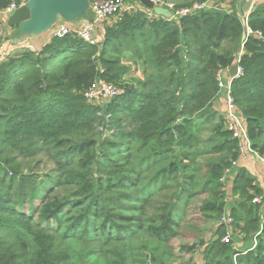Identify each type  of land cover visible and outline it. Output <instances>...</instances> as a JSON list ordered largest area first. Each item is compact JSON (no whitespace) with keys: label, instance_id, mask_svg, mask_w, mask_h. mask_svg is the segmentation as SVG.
Masks as SVG:
<instances>
[{"label":"trees","instance_id":"16d2710c","mask_svg":"<svg viewBox=\"0 0 264 264\" xmlns=\"http://www.w3.org/2000/svg\"><path fill=\"white\" fill-rule=\"evenodd\" d=\"M238 1L178 19L118 11L102 22L97 44L68 33L0 62V264H79L70 238L101 242L93 255H104L106 264H132L135 250L164 257L194 198L209 192L214 199L202 203L204 217L222 215L220 177L237 159L239 140L221 117L206 139L202 132L215 116L216 75L241 49ZM248 26L262 36L247 37L243 73L231 91L252 148L264 155V1L249 12ZM125 56L144 75L130 77L124 94L105 109L88 102L84 91L98 77L123 85ZM98 124L111 134L98 136ZM40 144L59 174L32 185L8 154L32 158L42 152ZM229 182L239 195L229 208L232 227L257 241L237 262L264 264V221L260 203L252 202L261 190L239 167ZM64 186L68 194L57 191ZM26 201L29 212L20 210ZM225 228L221 223L205 244L202 264H233L236 250L221 240ZM139 233L148 244L140 246Z\"/></svg>","mask_w":264,"mask_h":264},{"label":"built area","instance_id":"2783aa9c","mask_svg":"<svg viewBox=\"0 0 264 264\" xmlns=\"http://www.w3.org/2000/svg\"><path fill=\"white\" fill-rule=\"evenodd\" d=\"M6 2L5 7L0 8V62L7 55V52L4 50L2 45V35L4 29V21L3 16L7 11L17 8L18 6L24 4L27 0H4ZM155 5L162 6L168 8L172 13L173 19H178L179 17H183L187 14H190L196 10H199L205 6H210L217 4L218 0H206L205 2H196L190 6H178L172 1L167 0H151ZM229 1V0H226ZM90 6L94 10L96 17L94 21H86L84 20L80 24L70 26L66 21L58 20L54 25V31L52 36H63L68 33H73L78 36L85 42L90 44H97V38L94 35V32L99 23L104 22L109 19L110 16L114 15L119 11L123 12L126 10H146L148 15H156L152 10L145 8L138 1H125V0H89ZM248 14L241 15L243 24L245 26V32L242 37L241 49L235 58V63H237L236 74L228 78V80H224L222 76V71L218 72L216 75L218 91L217 95L223 93L225 98V111H224V128L230 132L233 138H237L239 140V152L238 157H245L246 153L249 152L254 157H256L259 161L264 164V155L259 154L255 149L252 148L251 142L247 135V128L245 126L244 118L242 117L239 109L235 105L234 98L231 91L232 80L234 78L239 77L243 73V68L240 65V57L243 51V45L247 40V37L251 34H256L258 36H262L261 32L253 31L248 26ZM157 16V15H156ZM103 71V69H101ZM125 88L111 83L105 80L102 77H98L94 79L92 84L84 91V97L88 102L94 104H107L112 98L120 96L124 94ZM215 96V97H216ZM106 131L112 132V130ZM237 163V159L232 161V167H235ZM225 168L223 174L220 177V181L226 188L228 184V179L232 174L233 168ZM258 198H253V202H257ZM232 218L228 214H223L221 216V222L226 224L225 231L221 237V240L224 242L234 241L235 234L239 230V228L232 227ZM264 221V217L262 219ZM262 228H260L256 234L261 233ZM257 244L256 239L254 238L249 249H254ZM247 249L242 251H237L232 255L233 264H238L237 256L244 255Z\"/></svg>","mask_w":264,"mask_h":264},{"label":"rangeland","instance_id":"374dc122","mask_svg":"<svg viewBox=\"0 0 264 264\" xmlns=\"http://www.w3.org/2000/svg\"><path fill=\"white\" fill-rule=\"evenodd\" d=\"M193 0H172L178 6H190L193 3ZM226 0H218V2L224 3ZM189 4V5H188ZM110 20V19H109ZM8 39V34L5 29H3V35L1 42H4ZM123 64L128 65V74L125 76V79L121 82L122 87L128 86L130 83V77H141L143 76V70L140 71L135 69V66L132 65L133 60L125 56L123 57ZM94 104V103H93ZM100 105L102 109H105L107 104H97ZM101 112V111H100ZM106 119L108 115H105ZM212 124L206 125L205 130L203 132V137L206 139L211 134ZM106 127L103 124H98L96 130L98 132V136L101 138L105 136H109L110 131L104 130ZM107 129V128H106ZM108 130V129H107ZM42 149L38 155L32 158H20L13 157L14 153H9L8 156L12 157V164H19L20 170L25 175L32 176V185L40 184V181L47 180L46 175L52 176L56 178L59 174L56 171V166L53 161L46 155L45 148L42 144L39 145ZM2 166L9 169L12 165H7L2 163ZM41 189V188H40ZM59 193L68 194L70 192L69 186L60 187L57 189ZM206 194H201L198 197L194 198L193 201L188 205L185 212V222H182L177 228V235L174 236L168 243V255L160 256L159 252L152 253L148 250H135L132 255V264H160L161 260L165 262V264H202V261L197 262L198 254L202 256L203 247L205 244L211 242L214 238L215 233L212 228H209L210 221H204L203 213L199 206L201 203L207 198ZM40 200L36 199L33 201V204L39 205ZM29 203L26 201L23 207H19L20 210L28 211ZM37 220V219H36ZM209 231V232H208ZM213 232V234H212ZM140 234V233H139ZM217 237V236H216ZM148 236H143L140 234L138 237V241L141 240L140 246L144 244H148L149 242H145ZM137 241V242H138ZM68 244L71 245L75 256L73 257V261L79 264H106L105 256L103 258L99 255H93V253L99 248L101 242L95 241L89 244H86L81 241H77L75 238H70ZM152 258H160V261L154 262Z\"/></svg>","mask_w":264,"mask_h":264},{"label":"crops","instance_id":"0c3cea01","mask_svg":"<svg viewBox=\"0 0 264 264\" xmlns=\"http://www.w3.org/2000/svg\"><path fill=\"white\" fill-rule=\"evenodd\" d=\"M167 1H172V0H167ZM263 1L264 0H246L244 3H241V1L239 0L238 1V10H239L240 15L249 13L258 2H263ZM215 5H217L216 7H221L224 9L230 8L227 1H225L224 3L217 2V4H215ZM6 19H7V17L5 14L3 16V21H4V29L6 30V32L8 34V39L5 40L4 42H2L3 48L7 52V55L3 58V60H5L8 56L17 54V53H19L25 49H31L34 51H38L46 43H48L50 41L51 37H53L52 34L54 31V28L52 27L48 31H45V32H42L39 34H35V35H32L31 37H26L24 39L16 41V39H15L16 36L15 37L11 36L12 28H10L7 25ZM62 21H64V20H62ZM83 21H84V19H77L76 22L75 21H72V22L66 21V22L69 23L70 26H74V25L80 24ZM103 25H104L103 23H99L97 25V28L94 32L95 36H98L99 32H102ZM237 54H236V56H237ZM122 60H123V58H122ZM122 63H123V61H122ZM230 66H228L222 70V76H223L224 80H228V78L231 77L229 72H228ZM141 70H142V68H141ZM211 109L215 112V116L213 117L212 120L208 121V123H206V125L212 124V127H211V133H212L213 127L215 126V124L217 122L220 121V117L223 120V126H224L225 98H224L223 93L217 95L214 98V100L212 101ZM206 125H205V127H206ZM203 132H202V137H203ZM237 167L243 169V171L253 179V183L261 190L260 195L256 196V198H258L257 202L260 203L259 216L262 219L264 217V164L261 161H259L256 157H254V155L247 152L245 157L237 158V163H236L235 168H237ZM235 168H234L233 172L235 171ZM230 184L231 183L229 182V186L227 184L226 188H225V186H224V188H222L224 190V195L222 196L223 197L222 200L225 201V203H226V207H225V210L222 213V215L223 214L228 215L229 214V208L232 205L236 204L239 200V195L232 193ZM206 193L208 196L204 201L214 199V197L211 196V194L209 192H205V193H201V194H206ZM252 202H253V199H252ZM202 203H201V205H202ZM201 205L199 206V209L201 208ZM221 216L213 215V217H211V218H205V217L203 218L204 221L206 220V221L211 222L208 227L213 229V232L215 233L216 236H218L216 234V229L219 228L220 224L222 223L221 222ZM213 232H212V234H213ZM216 236H214V238H216ZM252 241L245 240L241 231L238 230L235 234V239H234V241H232L231 245L233 246V248L237 252V251L249 249ZM202 250L203 249H201V251ZM197 256H198L197 262L200 261V259L202 261V256L200 254H198Z\"/></svg>","mask_w":264,"mask_h":264},{"label":"water","instance_id":"95a60500","mask_svg":"<svg viewBox=\"0 0 264 264\" xmlns=\"http://www.w3.org/2000/svg\"><path fill=\"white\" fill-rule=\"evenodd\" d=\"M145 8L152 10L157 16L172 18L171 11L162 6L155 5L151 0H134ZM244 3L246 0H240ZM210 6H205L208 9ZM6 23L12 28L11 36L16 41L31 37L50 30L60 19L72 22L77 19L94 21L96 14L90 6L89 0H27L24 4L6 12ZM237 63L229 67V74H236Z\"/></svg>","mask_w":264,"mask_h":264}]
</instances>
